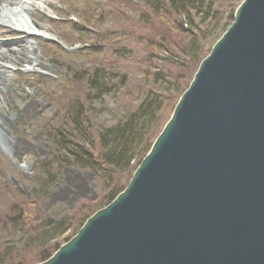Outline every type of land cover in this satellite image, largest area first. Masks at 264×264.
I'll return each mask as SVG.
<instances>
[{
	"label": "water",
	"instance_id": "1",
	"mask_svg": "<svg viewBox=\"0 0 264 264\" xmlns=\"http://www.w3.org/2000/svg\"><path fill=\"white\" fill-rule=\"evenodd\" d=\"M39 264H264V0H242L127 186Z\"/></svg>",
	"mask_w": 264,
	"mask_h": 264
},
{
	"label": "trees",
	"instance_id": "2",
	"mask_svg": "<svg viewBox=\"0 0 264 264\" xmlns=\"http://www.w3.org/2000/svg\"><path fill=\"white\" fill-rule=\"evenodd\" d=\"M121 2L126 9L118 14L121 19L117 15L110 29H101L92 39H83L90 32L83 14L57 16L79 34L81 48L74 54L85 57L90 67H66L70 76L59 90L74 96L67 97L60 114L45 124L54 152L46 162L38 161L27 187L29 196L0 184V264L47 260L61 241L67 242L91 214L125 188L208 54L206 44L219 38L238 5L232 8L225 0ZM101 113L107 114V123L95 121L94 115ZM62 165L91 171L100 198L48 216L40 203Z\"/></svg>",
	"mask_w": 264,
	"mask_h": 264
},
{
	"label": "rangeland",
	"instance_id": "3",
	"mask_svg": "<svg viewBox=\"0 0 264 264\" xmlns=\"http://www.w3.org/2000/svg\"><path fill=\"white\" fill-rule=\"evenodd\" d=\"M22 1L29 8L27 15L24 13L16 16L9 13L0 16V42H7L9 45L22 40L26 45L19 49L15 57L6 54L7 57L0 58V66L7 67L5 73L9 75L6 85L0 86V117L5 123V129L0 131V184H7L28 197L27 187L36 172L38 161L46 162L48 153L54 152V146L44 130L45 124L60 114L59 108L62 103L66 104L64 100L67 97L74 96V93L66 96L63 90H59L64 86L62 82L70 76L66 67H90L85 57L74 54L81 48L79 34L68 29L69 22H63L58 17L74 12L83 14L84 18L81 20L90 29L88 35L83 36L87 40L101 33V29L105 33L118 19V14L126 9L121 0H99L100 4L92 0ZM225 1L233 8L239 0ZM42 2L47 4L46 10L43 9ZM226 15L224 12L222 21ZM70 19L74 21L75 18L72 16ZM31 20L53 38L28 35L8 26V22L29 24ZM65 35H68V39L64 38ZM29 43L36 50L35 58H31L33 56L29 51ZM210 45L211 43L206 44L209 51L212 47ZM112 103L109 100V105ZM94 119L105 123L109 120L105 113L94 115ZM99 198L100 187L91 171L62 165L56 183L47 188L40 208L48 216L62 214L84 203L95 204ZM60 243L62 245L65 242Z\"/></svg>",
	"mask_w": 264,
	"mask_h": 264
},
{
	"label": "bare ground",
	"instance_id": "4",
	"mask_svg": "<svg viewBox=\"0 0 264 264\" xmlns=\"http://www.w3.org/2000/svg\"><path fill=\"white\" fill-rule=\"evenodd\" d=\"M7 1V4H4ZM27 3L25 1L22 0H0V16L4 15V14H12V15H16V16H22V14H28L29 8L26 5ZM42 7L43 9H47V4L45 2H42ZM8 26L12 27L15 30H18L22 33H26V34H30V35H36V36H41L43 38H47V39H52L53 36L51 34H49L47 31H42L39 26H37V24H35L32 20L30 21L29 24L26 23H22V22H17L16 24L12 23V22H8ZM29 25V26H28ZM7 42H0V58L2 57H7L6 54H8L10 57L12 56H16V54L18 53L19 49L21 48H25L26 45L25 41H15L14 47H12L13 44L9 43V45H7ZM29 47V51L31 53V55L33 57L31 58H35L36 56V50L34 48V46L29 43L28 44ZM5 52V53H4ZM13 58V57H12ZM7 70V67H3L0 66V86H4L6 85L7 79L9 78V75H7L5 73V71ZM5 123L4 121L1 119L0 117V131H3L5 128ZM10 145V143H9Z\"/></svg>",
	"mask_w": 264,
	"mask_h": 264
}]
</instances>
